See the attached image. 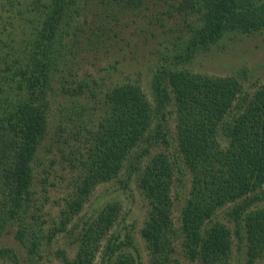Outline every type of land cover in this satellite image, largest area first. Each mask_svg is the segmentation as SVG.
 <instances>
[{
  "label": "trees",
  "instance_id": "trees-1",
  "mask_svg": "<svg viewBox=\"0 0 264 264\" xmlns=\"http://www.w3.org/2000/svg\"><path fill=\"white\" fill-rule=\"evenodd\" d=\"M153 3L190 21L145 65L149 92L138 79L107 85L78 72L77 54L108 53L121 16ZM261 32L264 0H0V240L16 244H0V264H44L48 252L61 264H143L136 234L148 264H176L179 238L199 264L264 262V84L251 91L235 75L181 66L225 36ZM42 146L76 170L55 217L36 196ZM111 181L117 194L146 198L139 229L117 200L85 210ZM61 234L72 256L52 251ZM234 242L243 255L235 263Z\"/></svg>",
  "mask_w": 264,
  "mask_h": 264
},
{
  "label": "rangeland",
  "instance_id": "rangeland-1",
  "mask_svg": "<svg viewBox=\"0 0 264 264\" xmlns=\"http://www.w3.org/2000/svg\"><path fill=\"white\" fill-rule=\"evenodd\" d=\"M159 3L151 4L149 10L144 9L134 13L126 12L123 14L114 27L115 30L121 28L122 32L119 36L111 40L112 42L110 43L112 44L107 48L110 49V51L105 53V49L102 48L98 51L85 50L80 52L76 55V59H78V64H76L78 72L83 76L88 72L91 74L92 78L100 82L103 81L107 85L110 84L111 81L138 79L144 90L149 92V77L146 74L145 65L152 60L156 52L158 54L159 49H165V45L170 46L169 42L174 40V37L180 33V29H185V25L190 21V17L186 19L177 12H175L172 17L166 12L162 13L166 11V5L160 6ZM90 17H95V15L92 13ZM115 61L118 62V70L114 71L110 68L101 70V67H105L109 62L114 63ZM181 66L202 74L219 76L235 75L241 78L240 80L244 89H251V91H253L257 86L264 84V32L249 35L236 34L225 36L209 50L198 53L191 61ZM242 70H246L245 76L242 75ZM249 86L251 88H249ZM56 107L57 105L54 104L53 108ZM58 117L59 116L55 115L53 118L55 120ZM54 120L53 124H50L51 134L55 132ZM168 124L173 133L174 122L170 120ZM171 143V147L174 149L175 142L173 139ZM43 146H48V142L44 143ZM43 146L39 152V161L41 162L38 161L36 166V172H40V174L36 175L37 179H35V189L38 190L36 196L40 197L38 201L47 198L44 210L49 211L50 215L55 217L58 212V206L64 203V199L73 189L76 170L74 171L66 167V162L62 164L57 148L47 151L44 150L45 148ZM160 149L161 147L157 146L151 150L155 152ZM53 157L54 161L51 160ZM43 168L48 169L49 172L47 175L45 173L43 174ZM41 175L46 177L44 184L46 186L45 192L42 190V184L38 182L42 177ZM189 181L190 175L186 174L184 184L181 188H177L179 190L182 189L183 195L180 199L174 198L173 216L175 221L178 220L181 206L188 192ZM115 187V181L98 186L93 192L90 201L86 204L85 210L92 203H105L117 200L122 204L124 211L127 208H131L127 221H131L137 217V229H139L146 211V206L143 205L147 203L146 198H144L142 194H137L135 199H128L121 194L115 193L113 190ZM174 189H176L175 184L173 186V190ZM48 217L50 216H46L47 219ZM136 238L142 249L143 264H148L144 242L138 234H136ZM66 240L64 235H59L58 239L52 244V251L57 248H66L68 254L72 256L74 250L68 249ZM3 243L16 246L11 237H4L0 240V244ZM175 243L178 245L176 248L177 252H175L174 255L178 259L176 264H199L197 261L192 262L188 260L183 255L179 246L180 238L176 239ZM48 255L49 258L46 256L45 252L47 258L44 259V264H61L59 259L54 257L51 252H48ZM241 255L242 254L239 255L236 242H234L231 261L235 263L236 258ZM261 264H264V262L262 261Z\"/></svg>",
  "mask_w": 264,
  "mask_h": 264
}]
</instances>
